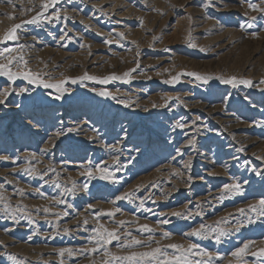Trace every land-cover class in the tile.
<instances>
[{"label": "rangeland", "instance_id": "rangeland-1", "mask_svg": "<svg viewBox=\"0 0 264 264\" xmlns=\"http://www.w3.org/2000/svg\"><path fill=\"white\" fill-rule=\"evenodd\" d=\"M111 1L58 0L45 15L58 11L60 20L24 25L17 41L0 44L24 45L21 54L34 73L48 82L67 79L69 89L55 101L48 95H55V89L0 76V92H11L0 105V157H8L0 159V264H60L61 259L64 264H99L104 249L58 255L61 248H91L88 237L98 224L119 228L120 242L131 232L142 240L152 236L161 245L197 243L213 253L212 264H239L231 253L244 243L250 251L264 247V217L248 207L264 198V13L248 4L264 7V0ZM42 2L0 0V36L35 15ZM132 69L127 82L71 83L85 73L105 78ZM188 72L236 76L253 84L204 83L188 75L165 83ZM24 87L29 92L18 95ZM93 88L109 91L131 107L99 96ZM32 121L40 124L30 132L25 126ZM177 121L185 124L183 130L175 127ZM61 129L67 134L56 139L54 133ZM189 139H194L191 146ZM103 167L116 182L99 179V172L92 179L81 175ZM233 182L241 184L242 194L225 192L223 185ZM124 193L132 199H115ZM116 208L115 217L101 215ZM13 213L16 221L10 218ZM249 218L254 222L249 224ZM143 224L154 231H137ZM201 224L227 235L219 243L188 235ZM120 242L113 241L108 250L121 256L147 250L122 249ZM243 259L258 264L250 255Z\"/></svg>", "mask_w": 264, "mask_h": 264}, {"label": "snow or ice", "instance_id": "snow-or-ice-1", "mask_svg": "<svg viewBox=\"0 0 264 264\" xmlns=\"http://www.w3.org/2000/svg\"><path fill=\"white\" fill-rule=\"evenodd\" d=\"M11 2V0H9ZM58 3V0H43V2L40 4V10L36 12L35 15H33L30 19L24 20L20 24L13 25L9 30L5 32L4 35L0 36V44H6L8 41H17L19 39L18 31L24 26V25H38L40 24L41 20H47L48 22H51L52 20H60L61 14L60 12H55L54 16L48 17L45 15V13L48 12L49 8L54 7ZM248 7L252 9L253 11H258L264 13V7H261L255 3H249ZM256 17H252V20H255ZM241 28L244 27V25H240ZM248 27H252L251 24H248ZM123 35L122 33L120 34ZM63 39V37H62ZM105 43H111V41L105 40ZM189 47L195 48L196 45L194 43H189ZM24 48V45H19L18 47H2L0 48V58L3 59V62L0 63V76L7 77L9 81H15L17 79H22L27 81L29 84H35L38 87H43L44 89H55L56 94L53 95L52 93H48L49 96L52 97L55 101H61L64 99L66 94H69V89L65 87V84L68 82L67 79L59 80L56 82H48L45 81L40 73H34L29 67H28V61L25 59L24 55L21 54L22 50ZM13 65H16V71H13ZM135 71V69L130 70L129 72H125L123 76L119 75H109L105 78H98L93 75H89L88 73L83 74L80 77L71 78L72 84L81 83L83 84L84 81H94L99 84H107L109 81H116V80H125L127 82V78L131 75V72ZM182 75H188L191 77H194L198 81H203L204 83H208L211 79H219L221 83L223 84H231L233 86L237 84L252 86L253 82L250 79H240L236 76H231L228 78H225L223 76L219 77H212L208 75H200L195 72H188V73H179L175 76H173L170 80L165 81V83H178L180 81V77ZM260 83L264 84V80H261ZM93 92H96L97 95L102 97H110L113 100H117V97L114 96L109 91H97L96 89H92ZM29 89L27 87L20 88L18 95H23L25 93H28ZM11 95V92H9L7 89H5L3 92H0V105L5 104L7 97ZM117 103L123 104L125 107H131L130 103L126 100H117ZM166 106V105H165ZM153 107H159V105L153 104ZM147 111V109H145ZM195 123V121H193ZM39 121H32L29 122L25 127L28 131H32L33 129L39 128ZM176 128H179L183 130L185 128V124L181 123L179 121L175 124ZM95 130V129H93ZM73 129L69 128L67 129V132H72ZM34 134H38V131ZM65 131L61 129L60 131H56L54 133V136L56 139H59L61 136L66 135ZM188 145L191 146L194 144V139H189L187 141ZM55 147V145H53ZM243 149H241L242 151ZM46 151V150H45ZM180 150L177 149V152ZM33 158H35V153L30 154ZM260 159L261 157H257ZM0 159H8V157H0ZM29 173H33L34 169H26ZM54 171V169H53ZM255 171V170H254ZM96 172H99V179L105 180V181H112L116 182L113 173L109 171L107 167L103 168H97L95 172L92 168H89L86 173H81V175H87L90 179L96 178ZM257 176H260V172H256ZM75 182H73L74 184ZM0 188H3V185H0ZM83 188L85 191L88 190L89 185L85 183L83 185ZM223 188L225 192L235 193V194H242V186L239 182H233L230 184H224ZM73 189H68L67 191L71 192ZM39 191V190H37ZM20 194L23 195V189L19 190ZM225 197H221V199H224ZM116 200H125V199H132L131 193H124L121 196H117L115 198ZM4 201V196L0 194V202ZM62 200H57L56 203H63ZM71 207V205H69ZM91 207V205L89 206ZM140 207L144 208V201L141 200ZM249 209L253 212H256L258 217H264V198L260 199L257 204L249 205ZM8 205L5 204V211H7ZM44 211L47 213L50 211V209L45 208ZM120 209L116 208L112 211H108L106 213H101V215H107L109 217H115L117 212H119ZM241 215L244 214V209L238 210ZM57 216L60 214L57 213ZM64 216H67L68 213L64 212ZM171 215L173 216H182L183 214L181 212H173ZM12 220L16 221V216L13 213L10 217ZM98 218V217H97ZM185 219L188 217L185 216ZM18 222V221H17ZM249 224L253 223L254 221L249 218L247 221ZM83 223L87 225L88 221L84 220ZM126 222L121 220L118 222L119 226H123ZM160 223L167 224L169 223L168 220H163ZM220 223V222H217ZM240 226H243V221L238 222V226L236 228L237 231H239ZM69 228H65L64 232L66 234L70 233ZM119 228H113L109 229L104 224H98L97 227L92 229L93 235L88 237V240L90 243H92L91 248H83L78 250V252H74L71 248H61L58 250V255L62 258L67 254L69 257H72L77 254H83L86 252L90 253H97L100 252L101 249H104V252L101 256V260L99 264H212L213 261V253L207 251L206 249L202 248L197 243H189L186 246L183 244L178 243H169L166 245H161V242L159 240H155L154 237L149 236L146 240L138 239L136 236L132 235L131 232H125V241H121L120 235H118ZM137 231L141 233H152L154 231L153 228H151L147 224L140 225V227L137 229ZM164 238H169L170 233L168 231H164L162 233ZM188 235L195 236V237H201L203 239H209L210 237L213 238L217 243L221 241V237L226 236L227 232L223 229L214 228L210 225L201 224L200 227L193 229ZM127 237H131V239H127ZM31 237H29V240ZM113 241L120 242L118 243V247L122 249H133L134 247H145L147 250L145 251H130L126 255H115L114 253L110 252L108 250V246L113 243ZM155 244V247H152V244ZM167 249H172V252L167 251ZM2 255V254H0ZM231 255L236 258L239 261V264H247V261L243 258L245 256H252L257 259L258 264H264V247H260L257 251H250V244L244 243L242 247L238 248L236 251L232 252ZM10 259L16 260L15 256H11ZM18 264H25V261L21 260L18 262ZM60 264H64V260H60ZM92 264H97L96 261H93ZM231 264V262H230Z\"/></svg>", "mask_w": 264, "mask_h": 264}, {"label": "bare ground", "instance_id": "bare-ground-1", "mask_svg": "<svg viewBox=\"0 0 264 264\" xmlns=\"http://www.w3.org/2000/svg\"><path fill=\"white\" fill-rule=\"evenodd\" d=\"M110 1H111V0H110ZM108 2H109V1H108ZM111 2H112V1H111ZM116 2H117V1H116ZM109 3H110V2H109ZM109 3H108V4H109ZM97 4H98V3H97ZM97 4H96V5H97ZM109 5H110V4H109ZM114 5H116V3H115ZM117 5H118V4H117ZM0 6H1V5H0ZM113 7H114V6H111V8H113ZM115 8H116V7H115ZM117 8H120V7H117ZM114 10H115V9H113V11H114ZM104 11H105V10H104ZM125 11H126V10H125ZM111 12H112V10H111ZM127 12H128V11H127ZM127 12H123V11H122V13H127ZM123 17H124V16H122V18H123ZM82 21H83V19H82ZM135 21H136V20H135ZM94 28H95V27H94ZM118 28H119V27H118ZM98 34H99V33H98ZM39 52H40V51H39ZM47 52H48V51H47ZM49 54H50V52H49ZM61 54H62V53H61ZM54 55H55V53H54ZM54 55H53V56H54ZM86 56H87V55H86ZM86 56H85V57H86ZM58 58H59V57H58ZM85 63H86V62H85ZM89 63H90V62H89ZM90 64L92 65L93 62L90 63ZM31 66H32V65H31ZM226 116H228V115H226ZM226 128H227V127H226ZM245 137H246V136H245ZM88 138H89V137H88ZM241 139H244V136H243V135L241 136ZM53 140H54V139H53ZM97 166H99V165H97ZM176 172H177V171H176ZM164 185H165V184H164ZM205 196H206V195H205ZM85 209H86V208H85ZM52 258H53V257H52Z\"/></svg>", "mask_w": 264, "mask_h": 264}]
</instances>
